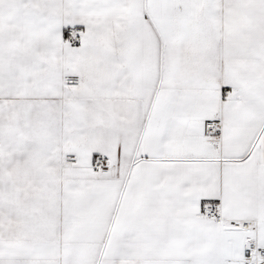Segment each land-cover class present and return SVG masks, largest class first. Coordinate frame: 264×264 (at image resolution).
<instances>
[{
    "label": "snow or ice",
    "instance_id": "6c2138e0",
    "mask_svg": "<svg viewBox=\"0 0 264 264\" xmlns=\"http://www.w3.org/2000/svg\"><path fill=\"white\" fill-rule=\"evenodd\" d=\"M0 264H264V0H0Z\"/></svg>",
    "mask_w": 264,
    "mask_h": 264
}]
</instances>
